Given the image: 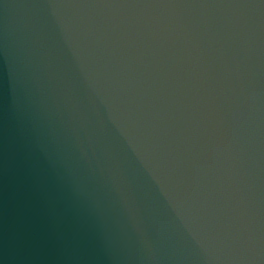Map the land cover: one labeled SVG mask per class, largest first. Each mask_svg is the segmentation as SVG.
<instances>
[{"label":"clouds","instance_id":"9594fccd","mask_svg":"<svg viewBox=\"0 0 264 264\" xmlns=\"http://www.w3.org/2000/svg\"><path fill=\"white\" fill-rule=\"evenodd\" d=\"M55 7L82 56L100 63L116 51L96 25L77 23L88 16L71 11L79 5ZM132 7L101 97L119 136L95 119L98 106L72 115L88 169L76 180L86 216L76 227L115 264H264V13Z\"/></svg>","mask_w":264,"mask_h":264}]
</instances>
